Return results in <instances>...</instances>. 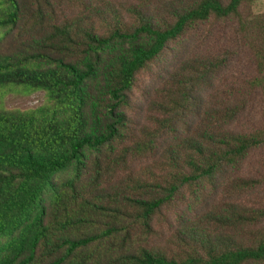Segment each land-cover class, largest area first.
Wrapping results in <instances>:
<instances>
[{"label":"trees","instance_id":"16d2710c","mask_svg":"<svg viewBox=\"0 0 264 264\" xmlns=\"http://www.w3.org/2000/svg\"><path fill=\"white\" fill-rule=\"evenodd\" d=\"M259 1L0 0V264H264Z\"/></svg>","mask_w":264,"mask_h":264},{"label":"rangeland","instance_id":"374dc122","mask_svg":"<svg viewBox=\"0 0 264 264\" xmlns=\"http://www.w3.org/2000/svg\"><path fill=\"white\" fill-rule=\"evenodd\" d=\"M253 10L255 12L264 13V0L255 3L253 6ZM150 84L151 83L149 81L146 82L143 79H141L138 85L139 89L134 90L133 95L137 103V109L139 111L138 113H142L144 108V104L141 99L142 96L141 94L145 93L146 88H148ZM43 99H44V94L43 92L40 91L32 92V93H23V92L14 91V92L4 93L0 96V102L4 106L8 108H20V109L36 106L39 103H41ZM262 156L264 155L262 154ZM259 158H260L259 154L254 156L250 165L251 168L256 167V162L259 160ZM259 197L260 198L264 197V186L256 190L251 198L257 200Z\"/></svg>","mask_w":264,"mask_h":264}]
</instances>
